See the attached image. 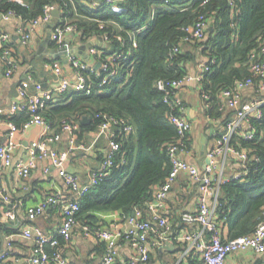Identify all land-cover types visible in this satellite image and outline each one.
I'll return each instance as SVG.
<instances>
[{
    "label": "trees",
    "instance_id": "trees-1",
    "mask_svg": "<svg viewBox=\"0 0 264 264\" xmlns=\"http://www.w3.org/2000/svg\"><path fill=\"white\" fill-rule=\"evenodd\" d=\"M96 1L101 3L97 8L91 7L87 0H0V29L1 18L8 13L28 24L43 16L46 6H52L63 12L60 21L73 25L82 41L107 37L106 47L95 46L110 54L122 50L130 56V62H134L131 76L126 72L129 63L124 64L108 84L94 86L90 95L74 90L57 94L58 97L52 96L44 102L40 113L56 132L64 121L78 123L79 139L95 133L104 116L132 123L135 132L130 134L113 127L121 148L108 174L78 199L77 223L96 221L93 213L107 211H121L125 217L141 212L143 219H149L148 203L173 168L169 147L180 140L177 128L170 121L166 94L158 89V81L180 79L189 74L185 64L192 60V55L184 50L186 45H192L210 62L215 60L199 87L210 95L207 116L222 119L224 125L231 114L219 111V95L223 89L233 88L250 76V55L264 40V0H169L167 4L165 0H124L127 11L121 15L114 13L106 0ZM200 15H206L208 21L204 40L195 44L184 42L187 35L184 29L194 26ZM133 31L139 32L136 48L129 35ZM15 43L12 40L8 45L13 47ZM176 46L180 52L171 55ZM94 79L99 83L100 78ZM84 117L90 123L83 124ZM29 119L26 109L9 121L22 128ZM257 127L259 134H263L257 143L238 136L233 139L240 149L259 155L261 163H251L246 177L232 179L220 187L216 219L224 240L252 234L264 220V120ZM184 141L190 151L191 133L186 134ZM85 225L93 233L103 226L99 222ZM57 238L58 246L48 247L51 253L61 252L64 238ZM175 245L186 246L185 243ZM151 261L152 257L148 264Z\"/></svg>",
    "mask_w": 264,
    "mask_h": 264
},
{
    "label": "built area",
    "instance_id": "built-area-1",
    "mask_svg": "<svg viewBox=\"0 0 264 264\" xmlns=\"http://www.w3.org/2000/svg\"><path fill=\"white\" fill-rule=\"evenodd\" d=\"M91 7L97 8L101 5L96 0H87ZM124 0H106V4L116 14H124L127 9L123 5ZM169 3V0H165ZM206 1L203 2L205 4ZM232 3V2H231ZM56 7L46 6L43 16L28 23H22L19 28V38L24 47L29 46L34 34L43 24L51 22L53 19L52 12ZM155 16V8L152 11V20ZM15 18L13 13H8L1 18L9 20ZM145 28V26H144ZM208 28L206 15H200L196 24L187 27L184 30L187 35L183 41L189 44L199 43L204 40L205 33ZM76 31V28L67 21H58L54 25L52 40L58 45L62 43V37L70 32ZM138 31L129 33L133 47H137ZM97 38L96 42L103 44L108 38ZM13 40V36L0 29V62L4 65V73L6 77L14 75L17 69L16 60L13 57V47L8 44ZM91 44L90 52L95 57L96 64L91 65L81 59L77 54L71 53L67 59L74 70L76 81L72 82L57 66L47 64V67L57 77V84L53 89H45L44 85L37 82L31 74L28 75V81L33 83L36 92L30 93L27 88V82H22L18 92L23 103L14 101L9 110V117L15 116L20 112L28 109L30 119L25 122L22 128H18L12 121L8 122L9 132L2 134L0 132V170L14 169L21 179H27L31 176L34 161L36 158H50L52 166L50 169L57 170L59 176L63 178L65 183L74 196L68 198L62 191H57L47 196L40 204L28 208L29 220L34 221L45 213L47 208H61L63 217L57 235H47L39 229H27L23 233H15L8 238L12 241L16 237L33 240L34 247L29 264H72L70 260L63 256L62 252H49L48 247L58 246V236L65 240H70L72 231L77 224V213L80 210V199L84 194L88 193L93 187L108 174L114 166L116 153L120 150L121 144L116 138L113 130L114 126H118L124 134L135 132L132 123L117 119L112 116H104V122L99 129L92 135V143L87 148L84 143L79 142L80 126L76 122L64 121L61 129L57 133H53V128L48 124L40 113V109L46 100H50L54 94H63L69 90L85 91L86 95H90L94 86L103 87L108 84L112 77L118 74L121 67L127 65V75L131 76L134 68V62H130V56L124 51L108 53ZM105 43L104 47H106ZM64 50H59L63 52ZM180 48L176 46L171 55L180 52ZM56 59L54 54V60ZM100 67L96 69V66ZM215 64V60H208L201 67V72L197 76L187 74L180 79L160 80L158 81V89L165 92V103L171 109L170 121L177 128L180 140L169 147V156L173 163V168L167 181L156 190L154 198L148 203L149 219H143L142 213L137 212L128 218L130 227L126 231L112 229L106 226L96 228L94 234L101 242L105 244V252L101 264H116L118 258L119 246L121 243H127L135 252L134 259L127 264H148L152 257V253L157 248L174 245L177 243H185L183 248V257L192 253L194 250L201 252L198 264H227L230 255L239 252H255L264 254V220L260 221L252 234L240 236L231 240H224L222 227L216 219V211L218 207V195L222 184L232 179H243L247 176L251 163H261V157L257 154H251L248 149H240L233 142L235 136L246 141L258 142L263 138V134H259L257 125H261L264 120V40L260 44V48L254 50L249 58L250 76L238 81L233 88L223 89L219 95L220 105L219 111L225 114H231L229 120L224 123L222 130L216 133V146L208 153L211 162L206 166L204 172L187 162L181 157V154L189 152L188 145L184 141L186 134L191 133L192 124L187 116L188 105L182 97V90L186 84L196 81L200 83L203 76L211 71V65ZM94 77L100 78L99 83L95 82ZM250 89L253 94L249 101L245 100L243 92ZM206 109L210 107V95L201 91ZM258 123L257 125L255 124ZM33 126L42 128V133L38 140L33 141L31 149L33 157L24 159L17 157L19 143L17 133H26ZM63 134L69 136V146L67 153L61 154L54 147V144L61 142ZM259 135V136H258ZM107 138L108 147L105 151L100 169L92 173L89 182L83 183L78 176L69 172L66 167V161L69 154L75 150H87L96 146L102 139ZM232 154L241 162L243 171L234 176L226 177L221 168H219V160L221 163L227 162L229 155ZM182 173H187L189 178L200 185L201 193L197 202L195 212H185L181 218L186 225H199L200 229L193 232H182L174 234L172 232V223L168 216L167 198L172 190L175 182ZM6 187L0 185V196H5ZM213 199V201H212ZM14 218V214L9 213ZM85 232L90 234L89 227L84 228ZM8 254L0 252V264H4ZM181 260L174 264H180Z\"/></svg>",
    "mask_w": 264,
    "mask_h": 264
},
{
    "label": "crops",
    "instance_id": "crops-1",
    "mask_svg": "<svg viewBox=\"0 0 264 264\" xmlns=\"http://www.w3.org/2000/svg\"><path fill=\"white\" fill-rule=\"evenodd\" d=\"M59 9V8H57ZM60 10V9H59ZM63 12L60 10V16L51 22L43 24L34 34L29 46L24 47L19 38V28L22 22L18 18L1 21V28L4 32L13 36L16 42L13 46V57L17 63V69L13 76L6 77L4 65L0 62V132L5 134L9 132V110L14 101L24 102L19 96V86L22 82H27V88L30 93H35L36 89L32 82L28 81V75L32 74L37 82L44 85L45 89H53L57 84V77L47 67V64L59 66L64 74L72 81H76V76L67 57L71 53L77 54L81 59L91 65H95V57L90 52L91 44H101L96 42L97 38L88 41H82L77 31L70 32L62 37V43L57 44L52 40L54 25L62 20ZM48 41V45L44 46ZM107 43L101 44L103 47ZM57 47L53 48L52 45ZM66 57H58L54 60L51 53L55 50H64ZM184 50L192 55V60L187 61L185 69L187 73L197 76L201 72V67L208 61L207 57L194 49L192 45H186ZM40 53V54H39ZM199 83L196 81L186 84L182 90V97L188 105L187 116L192 124V148L181 157L192 165L197 166L200 171L206 169V160L208 153L216 146V133L222 130V119H214L207 116L206 107L201 97ZM245 100L249 101L253 92L248 89L243 92ZM58 97L57 94L53 95ZM225 117V116H224ZM224 119V118H223ZM57 133L53 128V133ZM42 133V128L33 126L26 133H17L19 147L17 157L31 159L33 152L31 144L38 140ZM93 133L86 135V138H80L79 142L85 144L88 148L91 145ZM68 134H63L61 142L54 144L60 155L67 153L69 146ZM108 147L107 138H102L95 147L83 150L78 149L69 154L66 167L67 170L83 182L87 183L93 172L100 169L101 159ZM221 168L226 177L234 176L243 171L241 162L236 156L230 154L229 159L224 164L219 160ZM52 161L50 158L38 159L34 161L32 174L27 179H21L14 169L0 170V185L6 187L5 196H0V252L8 254L4 264H29L32 256L34 241L23 237H16L12 241L9 236L15 233H23L27 229H39L47 235H57L63 222L61 208L49 207L44 214L36 220L31 221L28 217V208L40 204L47 196L57 191H62L68 198L74 196L69 187L59 176L57 170L50 169ZM201 193L200 185L192 181L187 173H182L172 187L167 198L168 215L172 223V232L181 234L182 232H193L200 229L199 225H186L181 220L185 212H195L197 202ZM213 201V199H212ZM14 214V218L8 214ZM96 221H79L73 228L70 240L61 239V252L70 260L72 264H101L105 252L103 242L97 238L93 232L88 234L84 228L87 222H99L103 226L112 229L126 231L130 227L129 217H125L121 211L95 212L92 214ZM149 217V214L148 216ZM12 222V225H10ZM183 246L172 245V248L160 246L152 253L150 264H174L181 260L180 264H198L201 252L194 250L183 257ZM116 264H127L134 259L135 252L127 244L121 243L118 251ZM227 264H264V254L255 252H239L229 256Z\"/></svg>",
    "mask_w": 264,
    "mask_h": 264
},
{
    "label": "water",
    "instance_id": "water-1",
    "mask_svg": "<svg viewBox=\"0 0 264 264\" xmlns=\"http://www.w3.org/2000/svg\"><path fill=\"white\" fill-rule=\"evenodd\" d=\"M52 15H53L55 18H58V17L60 16V10H59V9H54L53 12H52ZM47 45H48V41L45 42L44 46H47ZM51 53H52L53 55L55 54V57H56V58H58V57H62V56H64V57L67 56V54H66L65 52H58V53H56L55 50H52ZM39 54H40V53H39ZM73 54H75V53H73ZM66 62H68V59H66ZM99 67H100V64H98V65L96 66V69H98ZM82 122H83V124H88V123H90V119H89L88 117H84ZM210 162H211L210 158L207 157L206 165H209ZM10 225H12V222H11ZM165 247H166L167 249H168V248H172V245L165 246ZM163 248H164V247H162V249H163Z\"/></svg>",
    "mask_w": 264,
    "mask_h": 264
}]
</instances>
